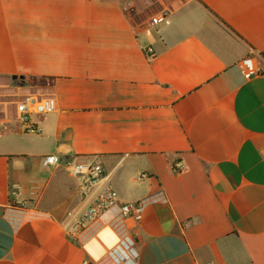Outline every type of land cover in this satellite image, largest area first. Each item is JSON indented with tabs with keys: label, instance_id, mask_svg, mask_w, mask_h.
Instances as JSON below:
<instances>
[{
	"label": "crops",
	"instance_id": "0c3cea01",
	"mask_svg": "<svg viewBox=\"0 0 264 264\" xmlns=\"http://www.w3.org/2000/svg\"><path fill=\"white\" fill-rule=\"evenodd\" d=\"M39 79L56 109L24 133L1 91ZM55 154L106 177L86 192ZM108 182L157 197L137 264H264V0H0V264H113L117 210L70 231Z\"/></svg>",
	"mask_w": 264,
	"mask_h": 264
},
{
	"label": "built area",
	"instance_id": "2783aa9c",
	"mask_svg": "<svg viewBox=\"0 0 264 264\" xmlns=\"http://www.w3.org/2000/svg\"><path fill=\"white\" fill-rule=\"evenodd\" d=\"M162 22H169L165 15H157L151 19L152 26H157ZM147 51L152 53L151 48H147ZM239 67L245 79H251L259 73L255 59L251 55L243 58L239 63ZM14 103L15 119L24 133L39 134L40 129L32 121V117L34 115L42 116L56 109L55 99L43 97L35 93L20 96ZM42 164L44 167L60 165L65 167L73 178L81 180L82 189L86 192H90L94 186L106 177V170L103 164L98 161L63 159L60 155L55 154L45 156ZM183 169L184 165L179 162L175 163V171H182ZM156 198L154 196L137 202L122 203L116 191L108 182L94 193L86 207L73 219L70 225V231L74 235H81L89 227L97 223L106 213L117 210L121 228H124L122 223L124 224L126 220H130L133 224V233L132 235H125L120 238L110 247L107 254L113 264H137L139 253L136 237L143 222L145 208L152 200H156ZM86 264L89 263L87 262Z\"/></svg>",
	"mask_w": 264,
	"mask_h": 264
},
{
	"label": "rangeland",
	"instance_id": "374dc122",
	"mask_svg": "<svg viewBox=\"0 0 264 264\" xmlns=\"http://www.w3.org/2000/svg\"><path fill=\"white\" fill-rule=\"evenodd\" d=\"M35 83H33V87L32 88H28V89H24L23 88H6L4 90L1 91V93L5 96H7V100L11 102V106H10V111L12 113L13 108H14V102L20 97L25 95L26 93H35V94H45L46 91L44 88V85L47 84L48 82L45 80H36L34 81ZM2 84V81H1ZM5 84L11 85L12 82L11 80H7L5 82Z\"/></svg>",
	"mask_w": 264,
	"mask_h": 264
},
{
	"label": "water",
	"instance_id": "95a60500",
	"mask_svg": "<svg viewBox=\"0 0 264 264\" xmlns=\"http://www.w3.org/2000/svg\"><path fill=\"white\" fill-rule=\"evenodd\" d=\"M19 78H20V79H23L24 77H17V76H14V77H13L14 80H17V79H19Z\"/></svg>",
	"mask_w": 264,
	"mask_h": 264
}]
</instances>
